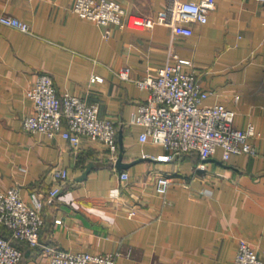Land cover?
Instances as JSON below:
<instances>
[{"label": "crops", "instance_id": "obj_1", "mask_svg": "<svg viewBox=\"0 0 264 264\" xmlns=\"http://www.w3.org/2000/svg\"><path fill=\"white\" fill-rule=\"evenodd\" d=\"M117 1L127 13L150 16L165 4ZM74 3L0 0V15L25 20L32 30L0 21V190L18 185L32 204L37 195L45 220L39 244L11 238L24 251L16 264H47V244L118 252L116 264H235L240 238L264 259V0H216L206 22H191V35L162 23L101 25L75 12ZM175 54L191 59L186 68L209 92L204 102L232 108L237 128L254 125L256 153L219 146L202 158L140 140L145 127L131 117L149 89L138 80L174 63ZM124 68L130 78L121 75ZM41 73L52 75L61 98L70 92L99 104L100 116L116 125L115 160L89 136L74 148L61 134L23 126L34 110L26 90ZM94 74L104 80L93 81ZM55 166L68 178L49 202ZM160 174L171 177L165 194L155 191ZM0 233L11 237L1 223Z\"/></svg>", "mask_w": 264, "mask_h": 264}, {"label": "built area", "instance_id": "obj_2", "mask_svg": "<svg viewBox=\"0 0 264 264\" xmlns=\"http://www.w3.org/2000/svg\"><path fill=\"white\" fill-rule=\"evenodd\" d=\"M216 0H165L164 7L156 16L127 13L117 0H75L74 11L80 16L98 24L111 22L121 27H152L156 23L172 27L176 34L191 35V22H206L209 11ZM2 23L31 32L25 20L7 14L0 15ZM106 30V35L109 34ZM174 63L167 62L138 80L141 88L149 89L148 101L139 104L131 122L144 125L140 140L162 144L175 153L198 151L202 158L211 156L219 146L232 152L256 153L250 137L256 134L253 124L240 129L234 126V110L223 103H206L209 92L199 80L196 72L186 68L191 59L177 54ZM124 78H130L128 68L121 71ZM93 81H103L104 76L94 74ZM33 103V112L23 118V126L31 131H40L48 136L61 134L77 148L83 135L104 144L111 158L115 160L117 132L115 123L99 114V104L84 97L65 92L62 98L57 94L54 79L50 73H41L26 90ZM64 120L67 126H64ZM54 184L48 190L51 202L60 193L68 178L63 166L52 169ZM127 180L129 173H121ZM155 191L165 194L171 177L160 174L154 181ZM35 203L24 200L18 185L0 190V223L11 230V237L0 233V264H16L23 251L12 242V237L28 241L31 245L40 243L44 227V215L37 195ZM61 222L60 218L56 219ZM48 256L47 264H116L118 252H92L60 248L54 244L44 246ZM235 264H264V259L246 238H240L234 256Z\"/></svg>", "mask_w": 264, "mask_h": 264}, {"label": "water", "instance_id": "obj_3", "mask_svg": "<svg viewBox=\"0 0 264 264\" xmlns=\"http://www.w3.org/2000/svg\"><path fill=\"white\" fill-rule=\"evenodd\" d=\"M122 156H123V154L121 153L119 158H118V162H117V165H118L120 170H122V167L124 165V162L122 161Z\"/></svg>", "mask_w": 264, "mask_h": 264}, {"label": "trees", "instance_id": "obj_4", "mask_svg": "<svg viewBox=\"0 0 264 264\" xmlns=\"http://www.w3.org/2000/svg\"><path fill=\"white\" fill-rule=\"evenodd\" d=\"M28 242V241H27ZM22 251H23V249H22ZM23 253H24V251H23Z\"/></svg>", "mask_w": 264, "mask_h": 264}]
</instances>
